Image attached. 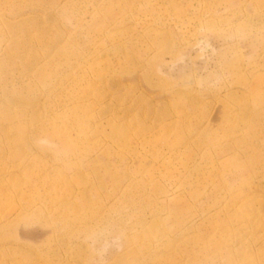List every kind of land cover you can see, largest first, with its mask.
Returning a JSON list of instances; mask_svg holds the SVG:
<instances>
[{
	"label": "rangeland",
	"instance_id": "1",
	"mask_svg": "<svg viewBox=\"0 0 264 264\" xmlns=\"http://www.w3.org/2000/svg\"><path fill=\"white\" fill-rule=\"evenodd\" d=\"M0 264H264V0H0Z\"/></svg>",
	"mask_w": 264,
	"mask_h": 264
},
{
	"label": "bare ground",
	"instance_id": "2",
	"mask_svg": "<svg viewBox=\"0 0 264 264\" xmlns=\"http://www.w3.org/2000/svg\"><path fill=\"white\" fill-rule=\"evenodd\" d=\"M113 134H114V132H113Z\"/></svg>",
	"mask_w": 264,
	"mask_h": 264
}]
</instances>
